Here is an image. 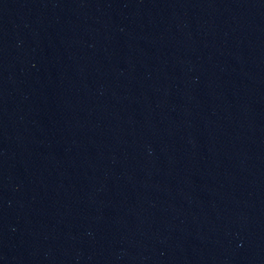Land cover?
<instances>
[{
  "label": "water",
  "instance_id": "1",
  "mask_svg": "<svg viewBox=\"0 0 264 264\" xmlns=\"http://www.w3.org/2000/svg\"><path fill=\"white\" fill-rule=\"evenodd\" d=\"M0 264H264V0H0Z\"/></svg>",
  "mask_w": 264,
  "mask_h": 264
}]
</instances>
